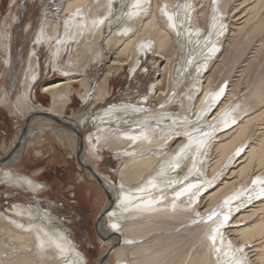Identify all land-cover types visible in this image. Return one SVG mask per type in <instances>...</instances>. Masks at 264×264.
<instances>
[{"label":"bare ground","instance_id":"6f19581e","mask_svg":"<svg viewBox=\"0 0 264 264\" xmlns=\"http://www.w3.org/2000/svg\"><path fill=\"white\" fill-rule=\"evenodd\" d=\"M116 2L56 0L45 13L19 93L0 86V107L28 120L1 149L0 181L43 189L14 168L29 144L55 137L107 197L96 226L112 245L95 264H264V0ZM43 47L62 77L41 87L49 107L32 96ZM149 53L163 61L145 97L92 116L91 78L105 102L110 73L130 66L136 78ZM79 85L82 105L66 116ZM153 100L167 101L144 105ZM102 151L120 161L118 184L98 170ZM55 221L23 204L0 211V264H89Z\"/></svg>","mask_w":264,"mask_h":264},{"label":"rangeland","instance_id":"374dc122","mask_svg":"<svg viewBox=\"0 0 264 264\" xmlns=\"http://www.w3.org/2000/svg\"><path fill=\"white\" fill-rule=\"evenodd\" d=\"M121 1L115 3L114 11H119ZM55 3L56 0H2L0 31L4 21L6 25L10 23L6 27L9 37L5 41H8L11 63H0V86L14 96L20 91L22 73L30 51L34 48L37 29L45 13L51 9L55 10ZM231 21L232 19L228 17L227 24L231 25ZM36 52L42 65V72L40 81L32 88V96L37 100L36 103L49 107L51 99L48 95L42 94L41 87L62 77H58V74L53 75L52 65L49 66L48 48H38ZM1 55L3 53L0 50ZM66 59L68 55L64 61ZM142 60V70L136 78L130 77V66L110 73L105 102H99L97 98V84L101 78H91L92 89L87 103L91 104L92 116L110 106L122 103L137 104L145 97L148 88L160 75L163 59L149 53L148 57ZM105 68V65L101 67L103 75ZM79 88L80 85L75 89L74 100L66 111V116L74 114L82 105ZM166 101L153 100L144 105L158 109ZM25 121L26 118L11 115L5 108L0 107V157L5 154L1 151L2 147L10 146L15 141ZM92 122L90 119L83 128L84 134L92 132L95 127L91 126ZM76 153L77 151L73 152L70 146L65 148L55 137H49L45 142L29 144L27 152L22 155L14 171L18 176L37 178L45 186L35 193L16 184L0 181V211L14 204H23L55 218L56 224L70 234L78 249L86 255L89 264H95L112 245L111 241H104L99 237L96 226L107 197L99 183L90 178L89 172L79 165ZM95 158L100 174L108 177L112 185L118 184L119 159L107 151L100 152Z\"/></svg>","mask_w":264,"mask_h":264},{"label":"water","instance_id":"95a60500","mask_svg":"<svg viewBox=\"0 0 264 264\" xmlns=\"http://www.w3.org/2000/svg\"><path fill=\"white\" fill-rule=\"evenodd\" d=\"M19 85V84H18ZM20 86V85H19ZM19 86H18V89H19ZM18 91V90H17ZM28 121V120H27ZM26 121V122H27ZM97 180H98V182H100L101 183V185H102V182H101V179H100V177H97Z\"/></svg>","mask_w":264,"mask_h":264},{"label":"snow or ice","instance_id":"6c2138e0","mask_svg":"<svg viewBox=\"0 0 264 264\" xmlns=\"http://www.w3.org/2000/svg\"><path fill=\"white\" fill-rule=\"evenodd\" d=\"M224 219H225V221H227L228 220V217L225 216ZM113 227H116V225H113ZM213 239H215V238L213 237Z\"/></svg>","mask_w":264,"mask_h":264},{"label":"trees","instance_id":"16d2710c","mask_svg":"<svg viewBox=\"0 0 264 264\" xmlns=\"http://www.w3.org/2000/svg\"><path fill=\"white\" fill-rule=\"evenodd\" d=\"M13 95V94H12Z\"/></svg>","mask_w":264,"mask_h":264}]
</instances>
